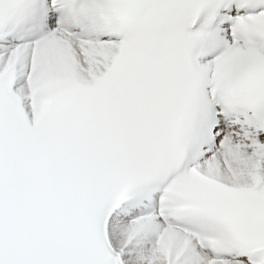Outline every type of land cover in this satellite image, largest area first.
Returning <instances> with one entry per match:
<instances>
[{
  "label": "bare ground",
  "instance_id": "obj_1",
  "mask_svg": "<svg viewBox=\"0 0 264 264\" xmlns=\"http://www.w3.org/2000/svg\"><path fill=\"white\" fill-rule=\"evenodd\" d=\"M21 68L26 65V60L22 59ZM82 63H78L81 68ZM82 75V71H79ZM21 84V81H19ZM21 92L26 91L20 87ZM211 173L220 180L232 183L230 176L241 184L244 180L236 178L233 173V165L228 164V170H225L221 164L216 161ZM116 227V228H115ZM137 226L123 221L122 219H114L109 224V234L115 248L121 250L124 254L126 264H182L190 260V264H202L203 257L200 252L193 246L188 249L182 247L181 242L166 243L163 246H156L153 242L154 225L150 224L146 230L139 236L133 238V233ZM144 262V263H142ZM227 264H244L240 261H232Z\"/></svg>",
  "mask_w": 264,
  "mask_h": 264
},
{
  "label": "rangeland",
  "instance_id": "obj_2",
  "mask_svg": "<svg viewBox=\"0 0 264 264\" xmlns=\"http://www.w3.org/2000/svg\"><path fill=\"white\" fill-rule=\"evenodd\" d=\"M230 179H231V176H230ZM116 228V227H115ZM142 263H144V262H142ZM132 264H134V263H132Z\"/></svg>",
  "mask_w": 264,
  "mask_h": 264
}]
</instances>
